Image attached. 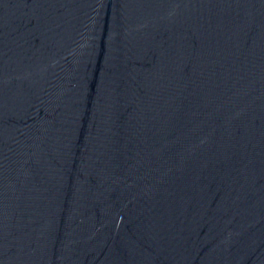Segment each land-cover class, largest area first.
Wrapping results in <instances>:
<instances>
[{"label": "water", "instance_id": "95a60500", "mask_svg": "<svg viewBox=\"0 0 264 264\" xmlns=\"http://www.w3.org/2000/svg\"><path fill=\"white\" fill-rule=\"evenodd\" d=\"M0 264H264V0H0Z\"/></svg>", "mask_w": 264, "mask_h": 264}]
</instances>
